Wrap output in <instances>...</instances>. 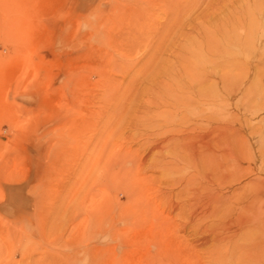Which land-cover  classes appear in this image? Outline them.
Listing matches in <instances>:
<instances>
[{
    "label": "rangeland",
    "instance_id": "rangeland-1",
    "mask_svg": "<svg viewBox=\"0 0 264 264\" xmlns=\"http://www.w3.org/2000/svg\"><path fill=\"white\" fill-rule=\"evenodd\" d=\"M263 230L264 0H0V264H264Z\"/></svg>",
    "mask_w": 264,
    "mask_h": 264
},
{
    "label": "bare ground",
    "instance_id": "bare-ground-1",
    "mask_svg": "<svg viewBox=\"0 0 264 264\" xmlns=\"http://www.w3.org/2000/svg\"><path fill=\"white\" fill-rule=\"evenodd\" d=\"M225 126V125H224ZM226 128V127H225ZM226 130H228V128H226ZM227 141V140H226ZM226 145V144H225ZM231 150V149H230ZM232 152V151H231ZM232 154V153H231ZM225 155V154H224ZM229 155V154H228ZM234 155V154H233ZM233 158H234V156H233ZM232 158V159H233ZM238 159V158H237ZM231 161V160H230ZM238 161V160H237ZM171 168V167H170ZM205 179V178H204ZM189 189V188H188ZM208 191V190H207ZM213 192V191H212ZM191 193V192H190ZM195 193V195L198 197V194H199V192L198 191H196V192H194ZM214 193V192H213ZM195 198V197H194ZM211 199H212V197H210ZM218 198V197H217ZM217 198H213V199H215L216 201H217ZM210 199V200H211ZM213 199L211 200V202L213 203V204H216V202H213ZM221 203H223V202H221ZM221 203H217V204H219V205H221ZM264 231V230H263Z\"/></svg>",
    "mask_w": 264,
    "mask_h": 264
}]
</instances>
